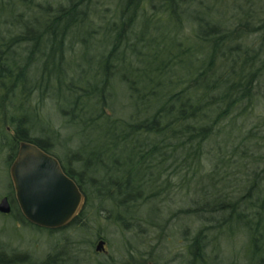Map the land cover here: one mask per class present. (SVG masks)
<instances>
[{
    "label": "trees",
    "instance_id": "16d2710c",
    "mask_svg": "<svg viewBox=\"0 0 264 264\" xmlns=\"http://www.w3.org/2000/svg\"><path fill=\"white\" fill-rule=\"evenodd\" d=\"M24 140L87 207L0 264H74L69 235L102 218L153 264H264V0H0L7 168Z\"/></svg>",
    "mask_w": 264,
    "mask_h": 264
},
{
    "label": "water",
    "instance_id": "95a60500",
    "mask_svg": "<svg viewBox=\"0 0 264 264\" xmlns=\"http://www.w3.org/2000/svg\"><path fill=\"white\" fill-rule=\"evenodd\" d=\"M10 177L24 217L42 228L65 225L84 197L80 186L66 173L58 158L30 141L20 142ZM9 210L4 197L0 211ZM103 245L104 241L99 240L96 249L101 250Z\"/></svg>",
    "mask_w": 264,
    "mask_h": 264
},
{
    "label": "rangeland",
    "instance_id": "374dc122",
    "mask_svg": "<svg viewBox=\"0 0 264 264\" xmlns=\"http://www.w3.org/2000/svg\"><path fill=\"white\" fill-rule=\"evenodd\" d=\"M3 162L4 156L0 158V195L11 192L9 186L10 180L7 175L8 168ZM7 225L6 230L4 232L2 231L1 238L3 240L12 239V244L20 245L23 253L26 252L27 254H34L37 256L44 255L48 252L53 246V243L57 242V240L59 241L66 233L65 231L50 233L48 230H42L41 228L38 230L29 225L25 226V223L21 225L22 228L20 229L10 222H8ZM87 233V235L82 233L81 235L73 234V237L72 235L68 237V239L73 238L78 244H75L74 251L71 250L72 252L69 253L74 259V264H102L103 262L106 264H135L134 261L127 258V250L131 245L134 247L136 244L137 253H134V256L137 257L138 263L153 264L151 259L148 258L149 254H147L150 247L148 241H143L141 244L138 241L133 242L134 240L130 239L131 236H128L130 234L118 230V226H116L113 221L105 218L99 219L98 221L94 220L90 224ZM123 235L125 236L123 237ZM98 236H102L106 241V253L103 256H96L94 254V246ZM124 240L130 242L124 244ZM175 244L174 241H171L170 245L168 243L166 249V254L167 256L169 255L168 258H173L174 254L179 252L180 249L178 250ZM88 249L93 252V257L89 254Z\"/></svg>",
    "mask_w": 264,
    "mask_h": 264
},
{
    "label": "flooded vegetation",
    "instance_id": "af4514ba",
    "mask_svg": "<svg viewBox=\"0 0 264 264\" xmlns=\"http://www.w3.org/2000/svg\"><path fill=\"white\" fill-rule=\"evenodd\" d=\"M24 141H27V140H24ZM20 142L21 141H18L17 142V145H16V151H15V155H14V157H13V159L11 160V162H10V164L8 165V177H9V186H10V189H11V192H9V193H4V194H2V195H0V201L4 198V197H6L7 198V202H8V206H9V212H6V213H4V212H1L0 211V260H1V257L2 256H5L4 254H5V252L6 251H8V250H18V251H22V248L20 247V245H17V244H12V243H3V242H6V240H3L2 238H1V234H2V231L4 232L5 230H6V228H7V223L8 222H10V223H12V225H14V226H16V227H19V229L20 228H22V226L21 225H23V223H25V226L26 225H29L28 223H31V222H29L25 217H24V215H23V213H22V210H21V208H20V205H19V203H18V201H17V198H16V196H15V191H14V187H13V183H12V180H11V177H10V167H11V165H12V163H13V161L15 160V158H16V156H17V153H18V149H19V144H20ZM30 142H32V143H34V144H36V145H38V143H36V142H33V141H30ZM38 146H40V145H38ZM41 147V146H40ZM42 148V147H41ZM45 152H47V153H49V154H52L51 152H49V151H47L46 149H44V147L42 148ZM53 155V154H52ZM55 156V155H54ZM58 160L60 161V159L58 158ZM61 162V161H60ZM62 164V163H61ZM63 166V165H62ZM63 169H64V167H63ZM86 200H87V198L85 197V195H84V197H83V199H82V201H81V203L79 204V206H78V208H77V211H76V213H75V215L71 218V220L69 221V222H67L65 225H63V226H61V227H57V228H51V229H48L50 232H59V231H65L67 234H70V229H71V227L70 226H72V224L74 225L76 222H79L80 223V217H81V215H83V213H84V210H86ZM9 220V221H8ZM8 221V222H7ZM28 222V223H27ZM32 225H34V226H37V225H35V224H33V223H31ZM20 225V226H19ZM29 226H31V225H29ZM37 227H39V226H37ZM42 228V227H41ZM46 229V228H45ZM65 233V234H66ZM99 240H103L104 241V245H103V248L101 249V250H97L96 249V244H97V242L99 241ZM105 243H106V241H105V239L102 237V236H98L97 237V241H96V243H95V246H94V254L95 255H97V256H103L105 253H106V249H105ZM75 244H77L76 243V241H75ZM75 244H73V245H75ZM78 245V244H77ZM55 247V245H53L51 248H54ZM56 252H58V253H62V252H64V251H56ZM55 251H52V253L54 254V253H56ZM128 257V259L129 260H131V261H134V263H135V256H133V255H131L130 257H129V255L127 256ZM61 258H63V259H65V260H67V261H69V256L67 255V257L66 258H64V256L63 257H61ZM64 260V261H65Z\"/></svg>",
    "mask_w": 264,
    "mask_h": 264
}]
</instances>
